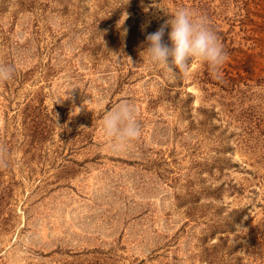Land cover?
<instances>
[{
    "label": "rangeland",
    "instance_id": "374dc122",
    "mask_svg": "<svg viewBox=\"0 0 264 264\" xmlns=\"http://www.w3.org/2000/svg\"><path fill=\"white\" fill-rule=\"evenodd\" d=\"M180 8L222 67L150 62ZM0 63V264H264V0H0Z\"/></svg>",
    "mask_w": 264,
    "mask_h": 264
},
{
    "label": "clouds",
    "instance_id": "9594fccd",
    "mask_svg": "<svg viewBox=\"0 0 264 264\" xmlns=\"http://www.w3.org/2000/svg\"><path fill=\"white\" fill-rule=\"evenodd\" d=\"M170 28L168 40H163L165 29ZM144 52L155 65L170 73L187 74L192 61L207 63L212 69H219L227 61V53L217 34L204 16H197L191 9L180 8L170 15L155 32L145 38ZM14 67L0 63V83L13 78ZM103 133L113 141L114 148L125 146L141 135L135 105L127 100L109 110L102 123ZM4 149L0 147V166H5Z\"/></svg>",
    "mask_w": 264,
    "mask_h": 264
}]
</instances>
